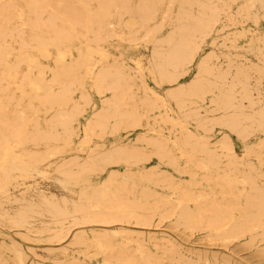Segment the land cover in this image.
Returning <instances> with one entry per match:
<instances>
[{"label": "bare ground", "instance_id": "1", "mask_svg": "<svg viewBox=\"0 0 264 264\" xmlns=\"http://www.w3.org/2000/svg\"><path fill=\"white\" fill-rule=\"evenodd\" d=\"M263 153L264 0H0V264L264 260Z\"/></svg>", "mask_w": 264, "mask_h": 264}, {"label": "rangeland", "instance_id": "2", "mask_svg": "<svg viewBox=\"0 0 264 264\" xmlns=\"http://www.w3.org/2000/svg\"><path fill=\"white\" fill-rule=\"evenodd\" d=\"M16 46V45H15ZM105 46H107V48L110 50V52L112 53V57L113 59H124L125 62L131 67L133 66L131 61L132 59L135 57V49L134 47L129 46V44L127 42H123V41H111L109 43H107ZM27 66L24 64L22 71L24 73H26L27 71ZM88 85H91V82H88ZM11 92L12 93H16L18 94V92H16L13 88H11ZM92 97L96 103V106H100L101 103V98L94 93V91H92ZM165 90L163 89L161 91V94H164ZM78 94V93H77ZM92 109L89 110V112L87 113V116L89 114L92 113ZM84 122V120H83ZM139 134H143L144 132L142 131H134L133 137L135 138L136 135ZM164 136L165 137H169V135L171 134V132L168 129L164 130ZM123 140L126 138L124 135H122L121 137ZM255 139V138H254ZM253 139V140H254ZM114 140L111 136H108L107 138H105L104 140H102V142L100 143H104V146H107L108 144L112 143ZM125 141V140H124ZM253 142V141H252ZM257 143V142H256ZM255 144V143H252ZM235 147L237 148L238 152L241 153V144L239 142H235ZM260 162L263 163V165H260ZM251 163L254 164L256 167L259 166H264V153L261 154L260 159L257 157H253L251 158ZM102 176H97V177H93V184H97L99 183L101 180L104 179ZM159 189H163V188H159ZM159 224V221L157 219V221L154 223ZM167 223H163V225L165 226ZM207 235L204 232H199L196 234L193 233H185L182 234L181 236L177 237L181 243L185 246L194 248L196 251L198 250H203V251H208L209 252H220V253H224L225 250H229L232 251L233 253L236 254L235 256V260L238 263L241 264H264V260L259 258L257 256V253L255 252L256 250L254 248L252 249H248L247 247H245V245L242 244V242H232V243H228V244H224V243H220V245H211L208 241V239L206 238ZM8 244H11V241H8ZM164 252V249L160 248L158 252L154 253L157 257V260L159 264H166L169 261L164 259V255H162V253ZM3 254L6 258H8L10 260V262H13V258L11 256V254L9 253V251L5 250L3 251ZM10 257V258H9ZM93 264H102V259L96 258L93 261ZM25 264H40L38 261H36L34 258H32L31 256H28L27 259L25 260Z\"/></svg>", "mask_w": 264, "mask_h": 264}]
</instances>
